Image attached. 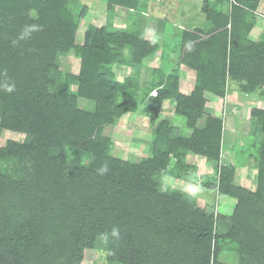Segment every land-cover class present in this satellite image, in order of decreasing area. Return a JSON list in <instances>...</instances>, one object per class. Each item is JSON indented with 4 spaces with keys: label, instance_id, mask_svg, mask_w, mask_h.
<instances>
[{
    "label": "trees",
    "instance_id": "16d2710c",
    "mask_svg": "<svg viewBox=\"0 0 264 264\" xmlns=\"http://www.w3.org/2000/svg\"><path fill=\"white\" fill-rule=\"evenodd\" d=\"M111 1L128 20L148 13L142 0ZM69 2L0 0V85H16L11 94L0 88V264H81L99 241L105 260L118 264H264V196L232 171L253 167L255 188L264 190V105L249 112V163L220 164L224 120L207 111L205 97L225 98L234 84L264 101V33L250 37L264 20L261 0H204L209 25L179 28L171 51L164 41L158 67L145 64L154 43L134 19L124 28L88 24L82 42L72 40L89 7ZM27 24L40 31L19 40ZM68 56L79 68L64 75L56 63ZM116 65L128 69L122 79ZM181 66L200 68L188 93ZM145 96L155 102L147 154L113 155L107 130ZM166 101L174 115L204 120L199 132L185 136L168 120L156 123ZM102 115L110 122L98 124ZM3 131L19 139H3ZM189 153L216 162L214 180L195 176ZM104 163L109 171L98 175ZM162 171L233 198V209L198 206L183 189L162 191ZM223 251L237 261H222Z\"/></svg>",
    "mask_w": 264,
    "mask_h": 264
},
{
    "label": "rangeland",
    "instance_id": "374dc122",
    "mask_svg": "<svg viewBox=\"0 0 264 264\" xmlns=\"http://www.w3.org/2000/svg\"><path fill=\"white\" fill-rule=\"evenodd\" d=\"M115 5V10L111 11L107 8V5ZM145 4L144 9L148 12L145 17L130 16V20L134 19L137 22V26L144 24L146 37L153 41V54L144 60L145 64L151 67H158L162 63L161 52L164 50V41H168L167 52L171 51L174 43L173 37L179 34V28L183 26L189 28H205L208 26V22L204 13L201 11V7L204 0H142ZM81 3L86 4L89 7L88 13L81 21V24L77 32L71 35L72 40L75 42H82L85 28L88 24H94L97 26L106 25L111 28H124L129 26L128 12L116 5L117 2L111 0H80ZM76 0H70L69 5L73 6ZM225 9V8H224ZM224 11V10H223ZM258 12L264 14V0L258 7ZM169 24L167 26L166 24ZM165 24V25H164ZM127 25V26H126ZM166 27V28H165ZM264 33V20L259 17L257 22L250 33V37L255 39L258 33ZM167 60H165L166 62ZM78 59L73 56L62 58L56 67L61 74H67L70 72H77L79 68ZM199 67L191 68L190 70L182 66L181 79L182 90L185 93L190 92L191 83L193 82ZM117 79H122L128 69L122 66H114ZM143 79V76H142ZM155 81H160L158 76H155ZM153 92L152 94H154ZM207 97L206 109L214 115L223 117V142L225 148L222 151L220 164L234 163L238 158L240 161H247L248 145L250 144L251 137H249V112L252 107H263V99L257 97L254 94H244L236 89V85H230L225 98H215L214 95H205ZM259 98V99H258ZM142 99V98H141ZM141 101V100H140ZM155 104L154 99L145 96L142 103L134 113H127L123 115L114 125L107 130L108 135L105 140L112 143L111 152L113 155L119 157L131 156L135 159L147 154L148 142L151 139V126L149 125L148 110ZM174 106L166 101L159 113L157 119L168 120L179 128L180 134L185 133V136H190L191 133L199 132L204 120L196 123L188 122L181 116L173 114ZM99 123L107 122L110 120L107 116L102 115L98 119ZM1 137L19 139V135L16 133H8L3 131ZM244 146V152H240ZM235 152V154H234ZM238 160V162H239ZM189 164H194L197 169L195 176L197 178L203 175H209L211 180H214L217 172V164L209 159L202 157H196L192 153L186 159ZM239 164V163H238ZM253 168V167H252ZM250 169L247 164L233 167L236 181L250 189L257 192L259 198L264 196V190H258L255 188L254 170ZM171 184L164 192H169L174 188L185 189L189 183L182 180L169 177ZM174 185V186H172ZM198 188L197 193L190 196V200L196 203L198 206L205 204H216V210L221 213H229L233 209L235 200L230 197L215 195L211 189L202 188L200 185H194ZM101 241L97 242V246L94 249L86 250L84 259L81 264H118L111 263L105 260V252L102 250ZM222 261L229 263H235L237 261L236 253H230L223 251L220 255Z\"/></svg>",
    "mask_w": 264,
    "mask_h": 264
},
{
    "label": "clouds",
    "instance_id": "9594fccd",
    "mask_svg": "<svg viewBox=\"0 0 264 264\" xmlns=\"http://www.w3.org/2000/svg\"><path fill=\"white\" fill-rule=\"evenodd\" d=\"M33 16H35V13L33 12ZM40 31V28L38 25L36 24H27L24 26L22 32L20 33L18 39L19 40H29L32 38L33 33H36ZM13 43H16V41H14ZM0 88H2V90L7 93V94H11L15 91L16 85L15 83L12 82H6L2 85H0ZM155 95V93L153 94ZM109 171V166L107 163H104L103 165H101L98 169H97V174L98 175H105L107 172ZM161 183H162V188L161 190H167V188L170 186L171 184V179L167 176L166 172L161 173ZM174 186V185H172ZM189 195H195L198 191V188L194 185H187L184 189ZM119 229L116 227H113L112 231H111V236L115 237V238H119Z\"/></svg>",
    "mask_w": 264,
    "mask_h": 264
},
{
    "label": "crops",
    "instance_id": "0c3cea01",
    "mask_svg": "<svg viewBox=\"0 0 264 264\" xmlns=\"http://www.w3.org/2000/svg\"><path fill=\"white\" fill-rule=\"evenodd\" d=\"M183 67H185V66H183ZM186 69H188V70H190L191 68H187V67H185ZM181 69H182V66H181ZM182 85H183V83H182ZM191 86H192V83H191ZM191 90V89H190ZM207 95H209L208 93H207ZM207 98V97H206ZM215 98H217V97H215ZM259 99V98H258Z\"/></svg>",
    "mask_w": 264,
    "mask_h": 264
}]
</instances>
